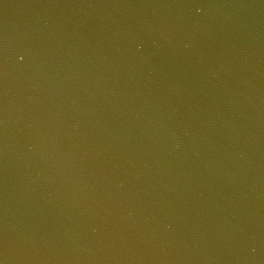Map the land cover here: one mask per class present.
Wrapping results in <instances>:
<instances>
[{
    "label": "water",
    "instance_id": "water-1",
    "mask_svg": "<svg viewBox=\"0 0 264 264\" xmlns=\"http://www.w3.org/2000/svg\"><path fill=\"white\" fill-rule=\"evenodd\" d=\"M0 264H264V0H0Z\"/></svg>",
    "mask_w": 264,
    "mask_h": 264
}]
</instances>
